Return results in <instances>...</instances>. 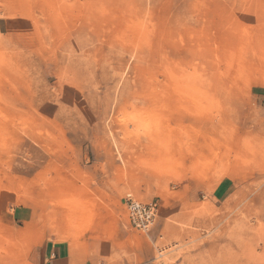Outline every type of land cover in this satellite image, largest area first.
Listing matches in <instances>:
<instances>
[{"label": "rangeland", "instance_id": "rangeland-1", "mask_svg": "<svg viewBox=\"0 0 264 264\" xmlns=\"http://www.w3.org/2000/svg\"><path fill=\"white\" fill-rule=\"evenodd\" d=\"M0 264H264V0H0Z\"/></svg>", "mask_w": 264, "mask_h": 264}, {"label": "built area", "instance_id": "built-area-1", "mask_svg": "<svg viewBox=\"0 0 264 264\" xmlns=\"http://www.w3.org/2000/svg\"><path fill=\"white\" fill-rule=\"evenodd\" d=\"M127 208L130 214V222L136 229L149 231L157 223L159 210L157 202L142 205L129 199Z\"/></svg>", "mask_w": 264, "mask_h": 264}]
</instances>
